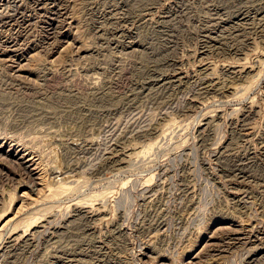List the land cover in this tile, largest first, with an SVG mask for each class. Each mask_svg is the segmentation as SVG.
I'll list each match as a JSON object with an SVG mask.
<instances>
[{
	"label": "rangeland",
	"instance_id": "1",
	"mask_svg": "<svg viewBox=\"0 0 264 264\" xmlns=\"http://www.w3.org/2000/svg\"><path fill=\"white\" fill-rule=\"evenodd\" d=\"M0 18V264H264V0Z\"/></svg>",
	"mask_w": 264,
	"mask_h": 264
},
{
	"label": "bare ground",
	"instance_id": "2",
	"mask_svg": "<svg viewBox=\"0 0 264 264\" xmlns=\"http://www.w3.org/2000/svg\"><path fill=\"white\" fill-rule=\"evenodd\" d=\"M1 1H2V0H1ZM1 1H0V2H1ZM37 1H38V0H37ZM5 2H6V1H5ZM5 2H4V5H5ZM41 2H42V1H41ZM6 4H7V3H6ZM11 4H12V3H11ZM46 4H47V3H46ZM13 5H14V4H13ZM13 5H12V6H13ZM38 5H39V4H38ZM42 5H43V4H42ZM2 6H3V4H2ZM8 6H9V4H8ZM8 6H7V7H8ZM17 6H19V5H17ZM17 6H16V7H17ZM3 7H4V6H3ZM5 8H6V6H5ZM19 8H20V7H19ZM41 8H42V7H41ZM14 9H15V5H14ZM1 10H2V9H1ZM18 12H19V11H18ZM144 12H145V11H144ZM1 13H2V12H1ZM54 13H55V12H54ZM54 13H53V14H54ZM58 13H59V12H58ZM60 14H62V13H60ZM14 15H15V14H14ZM14 15H13V16H14ZM27 15H28V14H27ZM51 15H52V14H51ZM13 16L11 15V17H13ZM15 16H16V15H15ZM5 17H7V16L5 15ZM0 19H1V18H0ZM2 19H3V18H2ZM26 20H27V19H26ZM4 21H5V20H4ZM4 21H3V22H4ZM6 21H7V20H6ZM8 21H9V18H8ZM13 21H14V20H13ZM55 21H56V20H55ZM3 22H2V24H3ZM22 22H23V21H22ZM4 24H6V23H4ZM51 37H52V36H51ZM8 43H9V42H8ZM12 43H13V42H12ZM11 45H12V44H11ZM9 46H10V45H9ZM9 46H8V47H9ZM4 48H5V47H4ZM1 53H3V52H1ZM11 59H12V58H11ZM12 60H13V59H12ZM13 62H14V61H13ZM11 64H12V63H11ZM12 68H13V67H12ZM206 93H207V92H206ZM240 120H241V119H240ZM242 163H243V162H242ZM238 165H239V164H238ZM239 170H240V169H239ZM239 172H240V171H239ZM237 173H238V172H237ZM236 178H237V177H235L234 179H236ZM242 178H246V177H242ZM238 184H239V183H238ZM241 184H242V183H241ZM250 230H251V229H250ZM250 232H251V231H250ZM252 232H253V230H252ZM252 232H251V233H252ZM253 233H254V232H253ZM256 233H257V232H256ZM244 237H245V235H244ZM247 238H248V237H247ZM257 238H258V237H256V239H257ZM235 239H236V238H235ZM242 239H243V238H242ZM249 239H250V238H249ZM244 240H245L244 242L247 243L246 239H244ZM253 240H254V239H253ZM257 240L260 241V239H257ZM229 241H230V240H229ZM248 241H249V240H248ZM251 241H252V240H251ZM225 242H226V241H225ZM220 246H221V245H220ZM224 246H225V245H224ZM222 248H223V247H222ZM220 249H221V248H220ZM82 250H83V249H82ZM99 250H100V248H99ZM217 251H218V250H217ZM220 252H221V251H220ZM77 253H78V252H77ZM81 253H82V252H81ZM94 253H95V252H94ZM71 254H72V253H71ZM87 256H88V255H87ZM55 258H56V257H55ZM57 258H58V257H57ZM93 258H94V257H93ZM65 259H67V258H65ZM60 260H61V259H60ZM68 260H69V259H68ZM263 260H264V259H263ZM263 260H262V261H263ZM64 261H65V260H64ZM69 261H71V260H69ZM93 261H94V260H93ZM102 261H103V259H102ZM254 261H256V260H254ZM259 261H260V260H259ZM58 262H59V261H58ZM66 262H67V261H66ZM88 262H89V261H88ZM67 263H68V262H67ZM63 264H64V263H63ZM158 264H159V263H158ZM260 264H261V263H260ZM262 264H263V263H262Z\"/></svg>",
	"mask_w": 264,
	"mask_h": 264
}]
</instances>
